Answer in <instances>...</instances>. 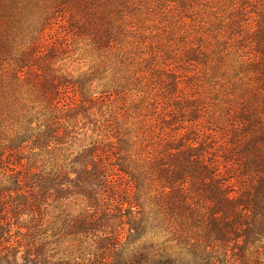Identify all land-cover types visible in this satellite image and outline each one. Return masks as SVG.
I'll return each mask as SVG.
<instances>
[{"label":"trees","instance_id":"1","mask_svg":"<svg viewBox=\"0 0 264 264\" xmlns=\"http://www.w3.org/2000/svg\"><path fill=\"white\" fill-rule=\"evenodd\" d=\"M127 1L0 0V264H264V4L216 23L232 36L213 69L250 81L233 113L197 124L199 108L174 103L162 122L178 124L147 128L139 163L117 135L68 143L70 114L110 94L54 73L68 44L45 38L65 20V41L107 46Z\"/></svg>","mask_w":264,"mask_h":264},{"label":"rangeland","instance_id":"2","mask_svg":"<svg viewBox=\"0 0 264 264\" xmlns=\"http://www.w3.org/2000/svg\"><path fill=\"white\" fill-rule=\"evenodd\" d=\"M248 1L252 6L245 7V12L264 4V0ZM140 2L144 4L140 13L132 0L125 3L119 12L121 19L114 21L117 39L101 48L88 38L68 36L65 41L60 26L66 21L58 22L59 16L57 24L53 21L45 29V38L68 44L50 63L54 73L72 80L84 77L91 92L110 94L88 109L89 104L76 108L74 117L70 114L68 120L75 124L70 135L74 138L66 139L74 149L96 141L116 142L117 135L128 141L129 155L142 163L151 149L147 128L156 133L159 127L170 131L178 124L168 128L162 122L170 118L174 103L182 109L199 108L197 124H204L212 115L224 121L241 101L239 88L250 82L244 74L232 76L225 67L213 69L210 61L214 59L212 52L221 47L219 42L229 44L232 36L222 34L216 23L225 22L231 8L241 6V0H133ZM248 16L254 18L255 14ZM232 51L229 57H233ZM191 52L199 58H192ZM70 200L79 203L72 197ZM76 245L65 242L59 248L70 251Z\"/></svg>","mask_w":264,"mask_h":264}]
</instances>
